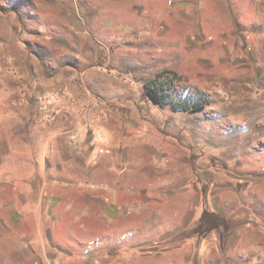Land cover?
I'll list each match as a JSON object with an SVG mask.
<instances>
[{"label": "rangeland", "instance_id": "obj_1", "mask_svg": "<svg viewBox=\"0 0 264 264\" xmlns=\"http://www.w3.org/2000/svg\"><path fill=\"white\" fill-rule=\"evenodd\" d=\"M17 41L28 53L46 52L84 69L71 84L109 113L83 133L77 147L61 134L66 150L82 157L113 137L124 158L157 159L156 175L172 181L166 187L193 186L205 176L214 205L223 213L237 203L241 208L223 232L224 247L233 251L228 258L234 260L237 243L239 264H264V0H0V63L4 49H15ZM151 80L198 96L203 109L174 112L154 105L143 89ZM173 141L181 146L176 174L158 164L171 156ZM89 177L95 184L93 171ZM66 193L80 206L60 214L45 205L38 210L43 217L30 202L21 201L26 208L14 211L0 200V264H102L101 254L135 253L129 247L165 228L151 222L143 232L126 218L128 212L115 219L98 216L96 204L83 205L82 192ZM6 194L0 190V198ZM94 195L87 194L89 200ZM55 198L61 207L72 205ZM114 205L111 199L107 206ZM161 210L166 215L171 209ZM212 222L208 217L198 225L208 231Z\"/></svg>", "mask_w": 264, "mask_h": 264}, {"label": "crops", "instance_id": "obj_2", "mask_svg": "<svg viewBox=\"0 0 264 264\" xmlns=\"http://www.w3.org/2000/svg\"><path fill=\"white\" fill-rule=\"evenodd\" d=\"M25 46L22 41H17L15 49H4L0 63V190L9 195L0 198L7 201L2 208L20 211V208H26L23 203L30 202L29 207L38 215L41 213L40 217H43L41 209L45 205L55 213L58 209L60 214H66L74 204L80 206L70 201L66 192L78 191L82 192L83 205L88 201L96 204L98 216L115 219L125 217L126 214L121 215L120 212H128L126 218L135 225H142L143 232L151 222L159 221L165 227L159 235L143 238L144 247L139 246L142 244L129 247L135 253L101 254L102 264H239V246L235 244L236 256L231 261L228 258L230 249L224 247L223 232L229 229L230 216L241 208L235 199L237 204L230 214L223 213V208L213 204V185L206 181L205 176L193 186L166 187L164 183L169 179H161L155 173L159 169L155 168L157 159L141 163L139 158L137 161L124 158V151L114 150L113 137L104 141L105 148L94 146L93 151L84 153L82 157L66 150L60 135L69 128V124L61 118L47 123L37 110L35 96L44 92L77 96L80 92L69 79H80L85 70L69 61H56L44 51L41 54L28 53ZM62 56L60 54L58 58ZM63 100L65 97L62 96L61 104L66 103ZM64 124L68 125L61 132ZM172 143L171 150L174 151L171 156L158 160V164L162 168L170 167L171 174H176L182 163L177 160L181 156V146L177 148L176 142ZM7 160L12 161L7 163ZM150 167H154L153 171ZM92 171L95 184L89 182ZM201 173L196 171L195 178L198 179ZM137 175L140 176L137 180L140 186L134 184ZM47 192L52 198L44 197ZM89 193L95 194L92 200L87 196ZM219 195L223 197V191ZM53 196H63L64 201L72 205L61 207L59 199H53ZM111 199L117 205L109 208L107 205ZM21 201L23 203L19 205ZM163 207L171 209L168 214L164 215L168 211H162ZM206 212L220 216L222 223L208 231L201 230L198 222ZM168 223L171 224L170 229H167ZM171 241L174 244H170Z\"/></svg>", "mask_w": 264, "mask_h": 264}, {"label": "built area", "instance_id": "obj_3", "mask_svg": "<svg viewBox=\"0 0 264 264\" xmlns=\"http://www.w3.org/2000/svg\"><path fill=\"white\" fill-rule=\"evenodd\" d=\"M62 96L68 102L61 104ZM35 103L37 110L47 123H52L57 118L67 121L69 128L64 131V134L71 148L83 142L84 132L92 131L99 121L110 117L108 111H103L100 101L94 99L88 92L77 96H70L67 93H39L35 96ZM93 134L94 140H101L102 134L98 130Z\"/></svg>", "mask_w": 264, "mask_h": 264}, {"label": "trees", "instance_id": "obj_4", "mask_svg": "<svg viewBox=\"0 0 264 264\" xmlns=\"http://www.w3.org/2000/svg\"><path fill=\"white\" fill-rule=\"evenodd\" d=\"M143 89L151 102L158 106H169L175 112H195L203 109L202 104L205 102L198 96L194 97L190 94L183 95L179 93L174 87L164 86L162 83H157V80H151L143 84ZM211 218L212 224H221L222 218L213 213H204V218Z\"/></svg>", "mask_w": 264, "mask_h": 264}]
</instances>
